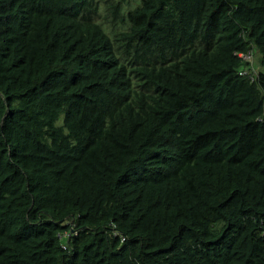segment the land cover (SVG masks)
Segmentation results:
<instances>
[{"label":"trees","instance_id":"obj_1","mask_svg":"<svg viewBox=\"0 0 264 264\" xmlns=\"http://www.w3.org/2000/svg\"><path fill=\"white\" fill-rule=\"evenodd\" d=\"M0 264H264V0H0Z\"/></svg>","mask_w":264,"mask_h":264},{"label":"clouds","instance_id":"obj_2","mask_svg":"<svg viewBox=\"0 0 264 264\" xmlns=\"http://www.w3.org/2000/svg\"><path fill=\"white\" fill-rule=\"evenodd\" d=\"M244 54H247V53H239V55H240V57H242V55H244ZM252 54V53H251ZM243 58V57H242ZM254 54H252V59L250 60V62H254ZM247 61H249V60H247ZM115 234H118V232H115ZM122 236V235H121ZM125 240V237L124 236H122V241H124ZM64 247H66V245H63Z\"/></svg>","mask_w":264,"mask_h":264},{"label":"built area","instance_id":"obj_3","mask_svg":"<svg viewBox=\"0 0 264 264\" xmlns=\"http://www.w3.org/2000/svg\"><path fill=\"white\" fill-rule=\"evenodd\" d=\"M242 57L245 59V60H251L252 59V54L249 52L247 54H244L242 55ZM247 73V72H244V74Z\"/></svg>","mask_w":264,"mask_h":264},{"label":"rangeland","instance_id":"obj_4","mask_svg":"<svg viewBox=\"0 0 264 264\" xmlns=\"http://www.w3.org/2000/svg\"><path fill=\"white\" fill-rule=\"evenodd\" d=\"M254 62H256V58H254Z\"/></svg>","mask_w":264,"mask_h":264}]
</instances>
